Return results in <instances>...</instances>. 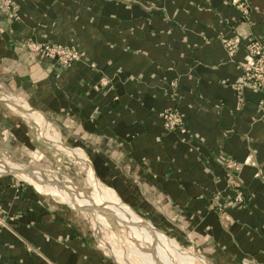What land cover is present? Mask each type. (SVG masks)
I'll return each mask as SVG.
<instances>
[{"label":"crops","instance_id":"1","mask_svg":"<svg viewBox=\"0 0 264 264\" xmlns=\"http://www.w3.org/2000/svg\"><path fill=\"white\" fill-rule=\"evenodd\" d=\"M14 1L15 18L0 9V163L68 154L84 184L198 264H264V94L236 88L245 43L234 55L224 44L264 45V0ZM28 40L79 60L31 55ZM169 110L183 132L164 128ZM227 160L241 166L243 208L229 203ZM0 167V264H119L81 214L93 194L30 169L26 186Z\"/></svg>","mask_w":264,"mask_h":264},{"label":"rangeland","instance_id":"2","mask_svg":"<svg viewBox=\"0 0 264 264\" xmlns=\"http://www.w3.org/2000/svg\"><path fill=\"white\" fill-rule=\"evenodd\" d=\"M3 0H0V3L2 2ZM15 2V1H14ZM15 4V3H14ZM16 6V10H17V5L15 4ZM0 9L1 10H4L6 12H8L13 18L16 17V14L12 11H9L7 9H5L4 7H1L0 6ZM231 40H227V42H229ZM29 42H36V41H32V40H28L25 45H24V49L30 53L31 55H34V56H39V55H35V54H32L28 49H27V44ZM36 43H48V42H36ZM49 44H56V43H49ZM59 45H62V44H59ZM62 46H65V45H62ZM68 47V46H67ZM72 48V47H71ZM227 50V49H226ZM43 57V56H41ZM46 58V57H45ZM52 61H54L55 63H57L58 65L60 66H63L61 63H59L58 61H56V59H50ZM75 62H72L69 66H71L72 64H74ZM69 66H66V67H69ZM65 67V65L63 66ZM108 80L106 79H103L100 81V83L98 85L95 86V89H100L102 87H105L108 85ZM170 111V110H169ZM167 112V111H166ZM178 112V111H177ZM165 113V112H163ZM161 119L163 121V126L164 128L167 130V131H173V130H170L168 129L166 126H165V123H166V120H163L162 116H161ZM182 120V118H181ZM182 124H183V120H182ZM182 128H183V125H182ZM175 131H179L181 132V128L180 129H176ZM42 152L44 153L43 156L39 155L38 151H37V156L36 157H33L31 159H29L28 157H23L21 156L22 158L21 159H28L30 160L31 162H27V161H13L12 158L13 156L11 155V159L7 158L9 161H3L2 163H0V166H4L6 168H9L11 170H8L7 171H12L14 172L15 168L13 166H10V165H15V166H19L20 168H23V169H30V170H37V171H41V173L45 174V176H47L48 178H57L59 179L60 181H64L67 177L69 178L70 181H72L76 187L80 188V189H83V190H80V194H78L80 197H78L77 195L75 194H68L69 196H73V197H78L80 198V200H83L85 198L83 197H86L85 195L82 194V192L86 193L87 195H92L93 194V199L96 198V194H99L98 192H100L102 190V188H99V186L95 185V187L97 189V192L96 190L94 191V189H92L90 186H88L87 184H84V180L86 179V177L83 176V171L82 169L80 168V166H78V162H76V160L67 154V156H65L66 154H64V156L62 155H58L54 150L51 151L52 152V155L53 156H50L48 153H50L49 150H47L45 152V149L42 150ZM19 157V156H18ZM12 160V161H11ZM8 163V164H4V163ZM2 164V165H1ZM10 164V165H9ZM241 167V166H240ZM1 168V167H0ZM4 170V169H2ZM6 170V169H5ZM240 171V170H239ZM238 171V173H239ZM68 175V176H66ZM17 181L23 185H28V183H35V181H30L29 178H27L26 176H23L21 173H18V174H15L13 175ZM23 178V179H21ZM26 180V181H25ZM28 182V183H27ZM238 184H239V181H237ZM37 184V183H35ZM39 185V184H38ZM239 187H240V184H239ZM91 193V194H90ZM104 197L106 199H108L109 201L113 202V203H117L114 199H111L109 198L108 196H105ZM89 205H87V207L85 208V212H82L81 214H83V217L85 219V222L87 224V227L88 229L91 231L92 234H94L95 238L97 239L98 242V245L101 246L102 250L109 256H111L109 254V247L108 246H104L101 244V239L100 238H103V234L100 230H102L103 232H105L106 234H108L109 236H113L114 234L117 235V238H123L125 240L126 238V231L125 229L122 227L121 223L117 220V218H115L113 215H109L107 214L103 209L99 208V209H96V212H92V211H88L89 210ZM3 217V210L2 208H0V218L2 219ZM98 217V218H97ZM144 219V218H143ZM145 221H148L150 223H152L154 225V221L151 220L149 221L148 219H144ZM102 222V223H101ZM155 226V225H154ZM158 230L160 229L159 227L155 226ZM153 231V230H152ZM112 232V233H110ZM99 233V234H98ZM158 233V232H156ZM159 235V233H158ZM99 237V239H98ZM163 239L164 238H167L165 236H161ZM169 239V238H168ZM170 240V239H169ZM171 241V244H168V247L170 248V251L171 252H174V257L173 259H175L177 261L178 264H198V260L197 261H193L192 259L184 256L183 254H176L178 251H181L183 250V248L187 249V250H190L192 251L193 253L194 250L192 248H188L187 246H182L181 247L173 240H170ZM125 247V251L129 252V249L127 248V245H124ZM176 251V252H175ZM126 252V253H127ZM130 255V258H132V260L134 261L136 258L129 254ZM167 255V256H166ZM170 255V252L168 251H165V253L161 254L160 253V258L165 256V259L169 256L171 257ZM112 257V256H111ZM114 258V257H113ZM181 261V262H180ZM201 264V262H200Z\"/></svg>","mask_w":264,"mask_h":264},{"label":"built area","instance_id":"3","mask_svg":"<svg viewBox=\"0 0 264 264\" xmlns=\"http://www.w3.org/2000/svg\"><path fill=\"white\" fill-rule=\"evenodd\" d=\"M14 0H3L0 3L1 7L9 11H16V6ZM237 8L242 12L244 17H248L249 11L246 4L235 3ZM245 43L246 54L241 63L242 77L240 83L236 85L237 89H242L244 87L252 88L258 92L264 94V45L257 39L252 37L240 39H234L229 42L224 41L225 47L229 54L234 55L239 49L241 42ZM27 49L35 55L43 56L48 59H56L63 66H69L72 62L79 60L78 52L71 47L62 46L59 44H49V43H36L29 42L27 44ZM163 120H166L165 126L175 131L181 128V132L184 131L182 128V120L180 114L176 110H170L161 114ZM226 168L229 170L230 175L227 179L230 188L236 190V194L233 200H230V204L235 205L239 208H243L246 205L245 196L239 190V184L237 177L235 176L241 167L232 162L231 160L225 161ZM216 198H219L217 196ZM215 205V202H214ZM220 208V206H219ZM3 221L0 218V225Z\"/></svg>","mask_w":264,"mask_h":264},{"label":"bare ground","instance_id":"4","mask_svg":"<svg viewBox=\"0 0 264 264\" xmlns=\"http://www.w3.org/2000/svg\"><path fill=\"white\" fill-rule=\"evenodd\" d=\"M17 170L15 174H23L22 172L29 174L26 170ZM89 207L88 211H92L93 213L96 212V209L101 208L107 214L113 215L125 229V240L122 237L120 239L117 238L116 234L109 236L100 230L103 234V238H100L101 244L109 247V254L114 257L119 264H178L177 261L173 259L174 252H171L167 245V243L171 244V241L168 238L163 239L160 234L158 235L154 230L152 231L153 228L151 229L146 222L132 216L131 213L123 209L118 202L115 204L106 199L104 195L96 194V198L93 199ZM84 210H86L85 207ZM124 245H127L129 252L124 250ZM165 251L170 252V254H172L170 255L171 257L168 256L165 259V256H163L160 258V253L163 254ZM129 254L133 255L136 259L133 261ZM176 254H183L194 262L199 259L194 253L185 249L178 251Z\"/></svg>","mask_w":264,"mask_h":264},{"label":"water","instance_id":"5","mask_svg":"<svg viewBox=\"0 0 264 264\" xmlns=\"http://www.w3.org/2000/svg\"><path fill=\"white\" fill-rule=\"evenodd\" d=\"M17 171L18 170H14V172H11V175H15V173H17ZM75 210H77V209H75ZM79 211H82V210H80V209H78Z\"/></svg>","mask_w":264,"mask_h":264}]
</instances>
